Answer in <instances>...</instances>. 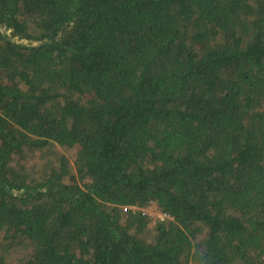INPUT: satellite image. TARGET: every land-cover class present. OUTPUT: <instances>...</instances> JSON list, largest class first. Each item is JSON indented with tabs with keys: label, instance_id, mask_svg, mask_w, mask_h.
I'll list each match as a JSON object with an SVG mask.
<instances>
[{
	"label": "trees",
	"instance_id": "16d2710c",
	"mask_svg": "<svg viewBox=\"0 0 264 264\" xmlns=\"http://www.w3.org/2000/svg\"><path fill=\"white\" fill-rule=\"evenodd\" d=\"M0 264H264V0H0Z\"/></svg>",
	"mask_w": 264,
	"mask_h": 264
},
{
	"label": "built area",
	"instance_id": "2783aa9c",
	"mask_svg": "<svg viewBox=\"0 0 264 264\" xmlns=\"http://www.w3.org/2000/svg\"><path fill=\"white\" fill-rule=\"evenodd\" d=\"M144 212L152 217L153 220L164 219L165 215L160 210L159 206L156 203H151L148 207H145Z\"/></svg>",
	"mask_w": 264,
	"mask_h": 264
},
{
	"label": "rangeland",
	"instance_id": "374dc122",
	"mask_svg": "<svg viewBox=\"0 0 264 264\" xmlns=\"http://www.w3.org/2000/svg\"><path fill=\"white\" fill-rule=\"evenodd\" d=\"M20 42H22L24 44H27V45L30 44V41H28V40L21 39ZM62 150H63L62 153L66 154L67 157L70 159L71 163L74 164L75 151L74 150L73 151L72 150H66V149H62ZM154 224H155V220L152 221V223L150 224V226H153Z\"/></svg>",
	"mask_w": 264,
	"mask_h": 264
}]
</instances>
